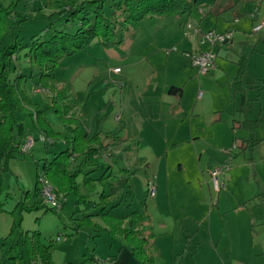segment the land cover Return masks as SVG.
<instances>
[{"label": "rangeland", "instance_id": "rangeland-1", "mask_svg": "<svg viewBox=\"0 0 264 264\" xmlns=\"http://www.w3.org/2000/svg\"><path fill=\"white\" fill-rule=\"evenodd\" d=\"M79 1L82 0H0V6L10 11V16L6 19L9 31L1 39L0 46L10 44L13 33L20 44H24L34 35L48 38L56 29L61 28L60 22L50 27L41 15L51 13L57 5L64 2L75 4ZM260 1L264 6V0ZM25 17L27 18L21 19ZM126 29L119 33L122 39L119 47L105 49L93 43L60 59L54 68V76L55 80L61 79V81L56 80L59 84L69 85L68 92L77 105L73 113L82 112L88 125L93 129L113 130L117 125L114 117L119 115L128 124V129L126 128L122 133L129 134L131 129L137 133L139 147L131 152L125 149L126 144L121 142L122 140L114 141L104 138L102 134L101 138L106 139L104 144L107 148L102 151L103 157L98 161V171L92 172L91 175L94 177L104 174L103 181L108 183L105 186L107 193L111 191L110 186L118 188L121 184L118 168H127L129 172L123 175L121 180L126 183L123 186L124 197L114 202L110 209H113L114 216H122L139 207L141 212L145 211L149 215L153 231L158 233L156 221L170 218L175 211L189 210L190 204L186 194L191 186L198 184L197 181L190 179L198 175V168L204 173L210 169L211 157L217 152L216 148L225 145L233 131L229 127L228 116L234 115L238 118L240 113L233 111L234 97L233 100L230 97L224 76L220 74L212 76L209 73L206 74L207 76L205 74L198 76L190 68L191 73H188V63L183 59L173 56L166 60L164 50L179 54L180 47L178 49V47L173 48L174 46L170 48L164 46L159 59H156L151 56L152 52H148L151 45H145V41L137 39L134 25ZM12 59L14 64L16 61L25 64L22 51L17 59L15 56ZM260 67L263 69V74L257 75L262 76L264 55L261 61L258 58L250 59L247 65L251 74ZM114 68H119V71L112 72ZM179 72H183L186 77L180 76L179 80H184L186 83L183 99L190 108L182 111L181 114L170 110L169 106L161 108L162 127L148 130V121L156 114V103L152 101L164 102L165 95H162L158 86L178 79ZM26 73L29 75V71ZM124 74L125 79L122 77ZM187 75L191 77L187 78L189 77ZM191 78L193 81H190ZM38 90L39 92H36ZM24 93L31 102L27 111L32 112L44 104L50 106L51 96L55 94L37 85L36 78L32 81L30 77L27 79ZM253 96V90L245 91L242 96V109L253 117H259L257 122L259 135L264 133V89L259 100H255ZM196 101L200 102L198 111L192 112L193 103ZM170 103L169 105L176 104L172 101ZM43 116L59 134V138L55 139L53 144L49 143V140L43 142L40 139L28 112L15 114L16 119L24 123L25 136L31 135L30 137L35 141L29 152L22 154L15 152L6 162V170L0 172V253L6 258L2 260V264L27 262L19 258L14 262L13 259H7V256L9 252L10 255L15 254V250L10 249L12 240H17L21 232L33 230L41 233L45 243L48 240L53 241L54 247L51 252L55 264H92L93 256L104 252L103 245L109 233L105 232L102 239L92 236L96 233L95 226L107 227L101 217L95 220L97 224L78 225L81 219L79 209L82 204L76 202L75 194L72 193L65 199L60 195L63 207L61 206L62 209L57 212L48 210V205L33 209H21V206H18V202H23L27 206L34 204L33 192L35 186H38V183L35 184L36 174L41 165L53 153L64 150L67 145L66 140L71 139V131L63 129L70 126L72 130V126L65 123L52 107L48 108ZM217 116H220L218 120ZM25 126L30 129V134L25 131ZM48 139L51 140L49 137ZM223 148L228 149L229 145ZM252 154L255 159L249 164L246 163L249 162L247 158L240 154L238 164L242 168L225 190L215 192L211 185L199 180L205 187L204 198L201 199L204 204L200 203L206 224L210 227L211 237H208L206 242L199 243L197 253H195L196 245L190 249L185 257L188 264H219L218 261H231L232 256L237 255L241 257L240 259L248 256L258 259L250 263L264 260V222H261L264 221V142L257 149L255 148ZM114 163H117L118 168L113 167ZM75 168L87 172L93 166L87 163L81 164V158L76 157L69 171ZM111 169L113 173L110 174ZM150 178H154L162 189L158 194L160 202L156 204H152L147 192V179ZM101 183L99 182V185H102ZM98 186L97 189L100 188ZM166 186L168 190L165 193ZM96 193L90 195L92 200L88 202L94 204V207L99 205L98 198H95ZM220 193V197H217ZM113 200L115 201L116 198ZM242 203L248 212L222 217L216 210L217 206L220 209L231 208L236 204L241 206ZM83 210L85 211L81 209ZM227 220H231L234 226L228 235L225 231L221 233L223 228L220 230L221 222L225 226ZM76 228L78 231L74 238L64 239ZM11 230H13L12 234H10ZM57 237L63 239L56 241ZM162 251V257L157 252L159 264L165 263V250Z\"/></svg>", "mask_w": 264, "mask_h": 264}, {"label": "trees", "instance_id": "trees-1", "mask_svg": "<svg viewBox=\"0 0 264 264\" xmlns=\"http://www.w3.org/2000/svg\"><path fill=\"white\" fill-rule=\"evenodd\" d=\"M195 4L196 0H82L75 4L64 2L57 5L51 13L41 15L50 27L60 22L61 28L56 29L48 38L34 35L24 44H20L13 33L10 44L0 46V172L6 170V162L13 157L20 142L26 138L23 124L16 119V113L28 112L34 128L40 135L49 137L52 141L59 138V134L43 116L44 112L52 107L65 123L72 126L71 139L66 140L64 150L55 152L50 158L45 159L36 174L35 184L38 182L39 173L42 172L63 198L73 193L78 203H88L94 191V182L101 183L104 178V174L97 178H91L90 174L99 169L98 161L103 157L102 151L107 148L104 144L106 139L101 138L98 133L88 132L82 112L73 113L74 107H77L76 101L68 92L69 85L59 84L55 80V66L63 57L85 49L93 43L103 48L117 47L121 43L120 31L126 29L130 23H138L153 16H183L189 14ZM8 16L10 11L0 6V42L9 31L6 20ZM21 51L30 69L33 70V67L36 69L35 72L30 71L29 75L26 72H16L13 63L12 57L15 56L17 59ZM237 65V72L231 84L236 91L242 88L246 58L241 57ZM32 76L37 78V85L55 93L51 96L50 106L44 104L34 112L27 111L31 102L21 87V84ZM171 91L176 93L180 92V89ZM253 123L257 124L256 121ZM103 136L114 141L119 139L111 132ZM255 141H252L251 146ZM132 145L136 148L137 141L132 140ZM128 149L132 150L131 147ZM76 157L81 158V164L87 163L93 168L87 172L81 168L69 171ZM110 192L114 193V190L111 189ZM33 196L34 204L27 206L23 202H18V206H21V209L45 206L39 201L37 186ZM107 197L103 191L99 192L98 204ZM143 206L145 209V205ZM104 210L105 206L100 209L99 215L108 226L109 232L118 236L121 243L130 248L138 264H159L151 219L145 211H130L123 217L116 218ZM96 215H83L79 225L91 224L90 218ZM12 233L13 230L10 231V234ZM52 247L51 240L45 243L41 233L33 230L21 232L17 240H12L10 249L15 250L13 258L29 260L32 264H55L51 257Z\"/></svg>", "mask_w": 264, "mask_h": 264}, {"label": "crops", "instance_id": "crops-1", "mask_svg": "<svg viewBox=\"0 0 264 264\" xmlns=\"http://www.w3.org/2000/svg\"><path fill=\"white\" fill-rule=\"evenodd\" d=\"M257 9L259 14L264 13V6L263 2L260 0H196V4L194 6V9L186 15L183 16H169V17H159V16H153L143 19L142 21H139L138 23H130L128 25H134L136 30L137 39L143 40L146 42L145 45L150 44L151 49H149L148 52H152L151 56L155 57L156 59H159L161 53L163 52L164 46H174L173 48L180 47V52L177 53H171L169 50H164V55L167 58L170 57H177L180 59H183L186 63H188L187 67L188 69H193L196 73V75L199 76L196 68L190 63L188 58L184 55L185 52L190 51H203L211 49V47L206 43H199L200 35H185L184 34V27L185 24L189 23L194 27L200 28L202 31L205 30H214L217 32H227L232 31V37L227 42H224L222 44L214 46L212 49L216 53V59H215V68L209 72L212 76L215 75H222L225 78V83L227 85V88L229 90L230 97L233 100L234 97V112L240 113L238 118L234 115L228 116V123L230 124L229 127H231V134L229 136V140L225 145L218 146L216 148L214 157H211V167L208 171L205 173L201 170V168H198V175H194L193 179L198 182L196 186H191L189 191L186 194V198L189 201V210L187 211H175L170 218H165L162 221H156V224L158 225V233H154L153 228V234L155 240V246L156 250L160 257H162V250H165V263L164 264H188L186 262V254H189L190 249L195 247V253H197V247L200 245V242H206L207 238L211 237V233L209 234V226L206 224L205 216L203 215V208L201 207V203L204 204V201L201 200L204 198L205 193V187L199 182V180L205 181V183L211 185L210 182V175L209 171L212 170L214 167H216L218 164L224 162L227 159H230V167L229 169L224 173V179L226 181V188L229 186V184L235 179V176L239 174V169L242 168L241 165L238 164L240 160H238L239 156H244V158H247L249 162L251 163L255 159L253 156L254 149L258 148L261 143L264 142V133H260L258 135V125L253 123V121L258 122L259 117H253L247 112H245L242 109L243 106V99L242 96L245 93L247 89H251L254 91L253 98L255 100H259L261 92L264 89V75L260 76L257 75L258 73L263 74V69L260 67L257 71H255L253 74L248 72L247 65L249 63L250 59H256L258 58L259 61L262 60L264 52V29L259 32H253L252 31V25L254 23V20H252L248 14L251 12L252 9ZM127 27V29H128ZM126 29V30H127ZM142 41V42H143ZM122 42V39H121ZM140 42V41H139ZM121 44V43H120ZM119 44V45H120ZM119 45L117 47H119ZM144 47V46H143ZM106 49V48H105ZM230 51H232V54H230ZM143 57V55H141ZM127 57V56H126ZM125 57V59H126ZM241 57L246 58V73L242 77V88L241 90H234L231 86L233 79L236 75L237 68H238V61ZM146 60V58L144 59ZM25 64H21L20 62L16 61V72H35L36 69L33 70L30 69V65L25 58ZM166 63V61H165ZM157 64V63H156ZM26 66V68H25ZM165 66V65H164ZM189 69L188 73H191V70ZM201 75V74H200ZM206 75V74H205ZM13 76V75H12ZM182 76L183 78H186L183 72H179L178 79H175L174 81L167 82L166 84H163L162 86H158L159 90H161L162 95H165L163 97L164 102L158 101L153 103L155 104V112L156 114L152 116L148 121V130H153L154 127L157 129L162 127L161 118L162 111L161 108H164L166 106H169L170 110H173L175 112H181L186 111L190 107H188L184 103V95H185V87L186 83L183 81H180L179 78ZM190 78L191 75H187ZM207 76V75H206ZM124 79L126 78L125 74L122 76ZM32 81L36 77L32 76L30 77ZM37 80V78H36ZM57 81H61V79H57ZM193 81L191 78L190 81ZM27 84V80L24 82L22 89L25 90V86ZM150 85V84H148ZM155 87L154 85H152ZM177 88L180 89V92H172L171 90H177ZM36 92H39L36 91ZM199 98V96H197ZM230 97L228 99V102L230 101ZM169 98H172V100H169ZM174 99V100H173ZM170 101L174 105L171 104ZM33 102V99H32ZM198 101L193 103L192 106V112L198 111L197 107L199 105ZM36 104V103H33ZM228 104V103H227ZM196 115V114H193ZM115 115V121L117 122L116 127H114L113 130H102V129H93L92 126L88 125L87 120L86 121V128L88 131H90L91 134L98 133L100 136L102 134L106 133H114L117 135V137L122 140L121 142L125 143V149L129 152L136 151L139 147V139L137 138V133L133 132L134 129H131L129 131V134L122 133V131H125L128 127V124L124 122V119L122 116ZM220 116H217V120ZM86 118V117H85ZM1 120V115H0ZM161 124V125H160ZM24 125V123H23ZM25 131L30 134V129H28L26 126L24 127ZM142 128V127H141ZM235 128L237 130L235 131ZM69 130L71 131V127H65L63 130ZM128 129V128H127ZM55 131V130H54ZM197 132V129L195 130ZM235 131V132H234ZM238 132V133H237ZM37 135H40L37 133ZM31 135H28L26 138H29ZM237 136V137H236ZM132 140L137 141L136 148L134 145H132ZM253 140L255 141V144L251 146V143ZM105 142V140H104ZM50 143V142H49ZM54 141L51 142L53 144ZM237 143L236 149L233 151L231 156L225 154L223 152V147H226L229 145V147L233 144ZM214 144V143H213ZM129 147L132 148V150L128 149ZM135 149H134V148ZM223 148V149H222ZM227 149V148H226ZM58 152V151H57ZM241 154V155H240ZM117 163L113 164V167H115ZM117 167V166H116ZM118 168V167H117ZM110 169V168H108ZM120 171V174H118L119 181L121 184L118 186V188L114 186H110L111 189L114 190V193L112 192H105V186L106 181H102V185H99V182H94V191L95 198H98V192L103 191L104 195H108V197L101 201V204L96 205L94 207V204H82V207L79 209L81 217L86 214H97L96 216H93L90 218L91 224H97L96 219L100 217L99 210L102 207H106L105 212H109L111 216H114V211L111 208V205L118 201L119 198H121L123 195V186L126 185L124 183L122 176L127 175L129 170L127 168H118ZM98 171V170H97ZM110 174L113 173V169H111ZM200 176V177H199ZM91 178H97L98 176H94L90 174ZM155 186H156V193L154 196L150 197L152 199V204H156L159 201L158 194L161 193L162 189L159 187V185L155 182V179L150 178ZM148 180V179H147ZM99 185V186H98ZM97 186L100 187L97 189ZM116 188V190H115ZM168 190L167 186L165 187L164 191ZM221 193L217 196L220 197ZM34 197V196H33ZM68 197V196H67ZM124 197V196H123ZM116 200L114 201L113 199ZM65 199V198H63ZM90 200L92 198L89 197ZM99 200V199H98ZM221 200V199H220ZM242 201V199H241ZM77 202V201H76ZM201 202V203H200ZM223 201L221 200V203ZM247 202V201H246ZM78 203V202H77ZM87 205V206H86ZM63 207V202H62ZM61 207V209H62ZM92 207V208H91ZM49 208V207H48ZM147 208V206H146ZM202 208V209H201ZM81 209H85V211H81ZM217 212L221 214L222 217L229 216V215H239L242 212H248L246 207L239 204H236L235 207L227 208L223 207L220 209L218 206L216 207ZM133 211H140V208H135ZM178 212V213H177ZM213 212V210H212ZM184 213V214H182ZM127 214V213H126ZM124 214V215H126ZM122 216H114L116 218H121ZM102 221V220H101ZM153 221V220H152ZM262 223L264 221H261ZM231 220H227L225 226H223L221 222L220 230L222 229L223 233L230 234L233 230V224H231ZM88 223H84L86 225ZM153 224V222H152ZM79 225V223H78ZM106 225V224H104ZM80 226V225H79ZM107 226V225H106ZM156 226V225H155ZM93 237H98L99 239H102L105 232H108L109 235H107L106 243L103 245L105 247V250L101 254H97L93 256V262L92 264H95L97 260H104L107 258H111L114 261V264H138L136 259L134 258L130 248L126 245H123L121 243V240L118 236L112 234L109 232V228L107 227H101L95 226ZM153 227V225H152ZM163 230V231H162ZM78 231V228L74 229V232H70L64 239H72L74 238L75 233ZM162 232V233H161ZM42 237V236H41ZM63 238L61 237L59 240L61 241ZM98 239V240H99ZM49 241V240H48ZM52 241V240H51ZM53 244V241H52ZM54 247V245H53ZM52 247V248H53ZM52 250V249H51ZM0 258V264H2V260L6 259L1 253ZM15 254H11L10 252L7 256V259H13L15 262V259L13 258ZM52 260H54L53 253L51 252ZM240 256H236L231 258L230 260H221L218 261L219 264H264L263 261H259L258 263H250L255 259L254 257H242L240 259ZM25 264H32L29 260H26ZM55 261V260H54ZM162 264V263H160Z\"/></svg>", "mask_w": 264, "mask_h": 264}, {"label": "built area", "instance_id": "built-area-1", "mask_svg": "<svg viewBox=\"0 0 264 264\" xmlns=\"http://www.w3.org/2000/svg\"><path fill=\"white\" fill-rule=\"evenodd\" d=\"M248 16L252 20H254V23L251 28L253 32H259L264 29V13L259 14L257 9H253L251 12H249ZM184 34L185 35L199 34L200 35L199 43L200 44L206 43L211 47V49L208 50L190 51L184 53V55L188 58L190 63L196 68L198 74H207L215 68L216 53L213 51L212 48L216 45L227 42L232 37V31H227V32H217L214 30L202 31L200 28L194 27L189 23L185 24ZM111 71L118 72L119 68H114ZM117 118H119V116H117ZM40 139L43 142L49 140V142L51 143V140L44 137L43 135H40ZM34 141L35 140L32 137L25 138L24 140H22L18 145V152L21 154L29 152L34 145ZM236 147H237V143H233L228 149H223V152L228 156L229 155L231 156V154L236 149ZM229 167H230V159H227L209 171L211 186L215 192H219L221 190L226 189V181L224 179V173L229 169ZM37 183H38L37 188H38L39 201L45 206L48 205L49 208H51L52 210L56 212L59 211L62 206L61 204L62 197H60V194H58L55 191V189L49 182L46 175L43 174L42 172H40L38 175ZM147 192L149 197L154 196L156 193V186L151 179L147 180ZM59 239L60 237L56 238V240ZM95 264H114V261L111 258H107L104 260H97Z\"/></svg>", "mask_w": 264, "mask_h": 264}]
</instances>
